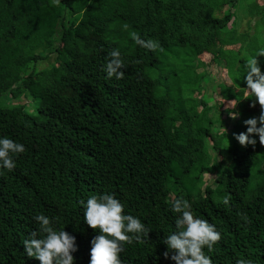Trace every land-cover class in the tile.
<instances>
[{"label": "trees", "instance_id": "16d2710c", "mask_svg": "<svg viewBox=\"0 0 264 264\" xmlns=\"http://www.w3.org/2000/svg\"><path fill=\"white\" fill-rule=\"evenodd\" d=\"M238 3L0 0V98L12 101H0V136L25 147L12 171L0 169V264H39L22 243L37 230V214L75 236L74 264H88L96 230L78 201L101 192L115 193L150 228L142 242L123 244L122 264H175L162 255V238L176 231L169 202L178 197L221 233L211 253L204 249L213 264L261 259L264 144L253 134L256 143L241 146L233 133L261 111L243 97L242 65L264 47V0L240 2L247 29L231 10ZM132 31L158 48L136 45ZM112 49L126 65L119 80L103 71ZM207 51L230 80L219 83L221 101H237L225 109L239 112L231 134L214 132L225 120L194 95ZM257 62L264 72V56ZM203 174L214 178L204 183Z\"/></svg>", "mask_w": 264, "mask_h": 264}, {"label": "clouds", "instance_id": "9594fccd", "mask_svg": "<svg viewBox=\"0 0 264 264\" xmlns=\"http://www.w3.org/2000/svg\"><path fill=\"white\" fill-rule=\"evenodd\" d=\"M58 2L59 0H51L52 4ZM123 28L127 29L128 25H123ZM129 36L136 45L150 51L159 46L158 41L145 40L135 31L130 32ZM107 56L109 59L103 67L106 78L122 79L125 73L121 69L126 65L120 51L112 49ZM257 56H264V47L255 49L244 60L242 67L246 92L243 97H255L261 111L258 117H249L242 121L247 126L245 131L233 133L241 146L254 145L255 137L264 144V72L258 65ZM236 103V100H230L226 107L235 109ZM229 116L235 119L239 116L238 110H229ZM24 151L22 143L0 136V169L12 171L16 166L14 157ZM222 202L227 205L229 197L225 196ZM78 203L83 208L84 222L96 230V235L89 241L88 264H122L119 254L123 251V244H132L133 241L139 243L147 238L150 228L139 217L125 213V205L115 193L93 194ZM169 203L170 211L177 214L174 218L176 231L162 238L166 245L162 255L175 264H213L204 249L211 253L214 244L221 239V233L216 226L201 216L194 215L191 205L183 197L173 198ZM243 219L246 220L247 217L244 216ZM34 220L37 222V230L22 242L24 253L28 257L36 258L39 264H74L72 253L77 250L75 236L63 228L56 229L50 218L44 214H37ZM258 252L261 259H257L255 255H247L246 258H238L236 264H264V249L259 247Z\"/></svg>", "mask_w": 264, "mask_h": 264}, {"label": "rangeland", "instance_id": "374dc122", "mask_svg": "<svg viewBox=\"0 0 264 264\" xmlns=\"http://www.w3.org/2000/svg\"><path fill=\"white\" fill-rule=\"evenodd\" d=\"M238 6L236 8H232L231 10L236 13V22L239 23V26L241 29H245L248 26V22L243 14V8L240 2L242 0H238ZM259 4L262 2V0H255ZM227 8V6H223V9ZM253 22H251V25ZM247 29V28H246ZM251 31V30H249ZM225 48H237V45L231 46V45H225ZM212 52L207 51L204 52L199 56L203 64L199 65L196 68V72L206 71L205 79H202V89L201 93L195 92L194 95H196L199 99L204 100L205 102L214 105L213 113H217L221 115V118L224 119V123L219 125H215L213 127L214 132L220 133L222 130L226 132V134H231V131L234 129V120L229 116V113L226 112V105L228 103L222 102L221 94H220V86L219 83L223 82L226 86L230 87V80L228 78V75L226 73V70L222 64L218 65L216 62L213 61L212 58ZM184 62L181 63L183 65ZM46 62H41L40 67L45 66ZM248 99H251V104L253 107H256L258 102L255 101V98L250 96ZM0 101L3 103H9L12 102L10 100L9 96H2L0 98ZM231 103V102H230ZM201 106L198 107V110H200ZM228 116L226 118L225 116ZM211 146V145H210ZM211 149V147H210ZM212 150V149H211ZM214 176L203 174L204 183H210L213 180Z\"/></svg>", "mask_w": 264, "mask_h": 264}]
</instances>
